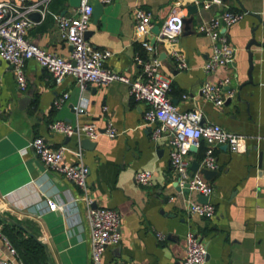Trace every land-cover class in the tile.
Returning <instances> with one entry per match:
<instances>
[{"label": "crops", "instance_id": "0c3cea01", "mask_svg": "<svg viewBox=\"0 0 264 264\" xmlns=\"http://www.w3.org/2000/svg\"><path fill=\"white\" fill-rule=\"evenodd\" d=\"M4 1L19 0H0ZM193 4L197 11L189 15ZM177 6L191 18L179 41L189 63L186 70L178 69L167 39L152 32L143 36L135 29L134 12L143 8L153 13L154 26L160 25L170 37L164 23ZM225 8L244 13L226 32L235 59L228 68L207 73L204 65L211 55V40L197 27ZM75 12L69 0L59 7L57 0H50L40 20L32 18L28 38L69 57L72 47L63 39L57 20L59 15ZM88 31L93 47L111 51L105 65L131 77L141 72L137 55L152 59L165 53L162 71L171 79L170 96L177 109L198 108L203 113L202 124L216 123L246 136V151L235 152L225 145L216 148L219 167L211 180L214 193L210 201L217 213L212 219L191 216L171 163L168 134L158 141L152 139L150 127L143 125L147 104L135 101L127 85H89L90 102L79 112L81 89L73 76L57 84L31 59L25 68L28 87L20 91L14 66L0 58V257L25 264L5 233L7 227L15 226L24 236L31 232L43 240L53 264H92L83 193L35 154L30 144L42 136L54 148L67 146L64 162L69 164L78 161L74 151L81 147L84 163L90 168L88 195L94 205L113 208L122 215L121 242L106 249L104 264H182L189 230L207 244V264H264V179L259 178L264 173V0H220L210 8L194 0H113L104 4L97 23L92 17ZM155 37L154 50H147L143 42L152 44ZM225 77L231 79L226 90L234 96L218 107L200 89L208 80ZM65 93H69L67 100L57 107L55 101ZM56 120L74 126L95 122L102 131L111 123L119 134L114 138L102 134L92 140V147L83 148L78 136L51 130ZM194 146L189 152L191 165L194 161L201 165L206 143ZM141 170L153 172L150 186L136 183L135 174ZM191 172L201 173L192 168ZM49 200L64 204L65 209L50 210ZM158 232L165 239H159ZM5 239L17 255L11 254ZM47 262L50 264L48 256Z\"/></svg>", "mask_w": 264, "mask_h": 264}, {"label": "built area", "instance_id": "2783aa9c", "mask_svg": "<svg viewBox=\"0 0 264 264\" xmlns=\"http://www.w3.org/2000/svg\"><path fill=\"white\" fill-rule=\"evenodd\" d=\"M50 0H19L0 2V58L14 66L17 85L20 91L28 87L26 63L36 60L53 77L57 84L71 75L81 89V106L79 112H84L85 106L90 102L88 96L89 85L104 86L112 83H122L128 86L130 95L135 101L144 102L147 108L144 113L143 125L150 127L151 137L158 141L168 134L170 144L171 163L176 178L185 194L187 212L191 216L212 219L217 213L215 205L209 200L207 203L199 201V194L211 197L214 186L202 173L191 172L189 152L191 146L198 145L200 141L206 143L205 156L200 168L217 170L219 167L216 148L227 145L235 152L246 151L247 138L242 134L228 131L216 123L202 124L203 113L198 108L181 112L177 109L171 96V79L162 71V60L158 57L147 59L139 55L135 57L141 72L137 77L119 73L105 65L112 55L111 51L97 49L86 38L92 17L93 6L90 0H81L74 15H59L58 29L72 47L69 57L57 51H51L39 46L28 38L30 28L34 21L31 14L40 12L45 14ZM109 4L113 0H99ZM210 8L220 0H194ZM135 29L140 35L147 36L154 27L153 13L147 9L138 8L134 12ZM244 17L243 12L223 9L218 15L203 20L197 30L211 40V55L204 65L207 73L216 72L220 68H228L235 59V48L229 43L227 29ZM186 13L177 6L167 16L164 27L165 33L161 39H167L172 47L171 54L179 70L189 68L184 50L180 47V36L185 30ZM143 46L154 50L150 41L143 42ZM230 77L216 81L208 80L201 86V94L216 106L222 107L226 101L234 96L233 91H227ZM69 93H65L55 101L60 107L67 100ZM188 97V95H184ZM0 105V116L2 115ZM54 132L69 137L78 136L79 139L89 138L96 140L100 135L106 134L111 138L119 133L110 123L105 131L91 122L83 126H74L65 120H56L50 125ZM39 159L49 168L60 172L66 179L73 182L81 191L86 205V219L90 227L91 263L104 264L103 256L106 249L121 242L122 215L119 211L104 206H95L93 199L88 195V178L90 168L84 163L83 149L80 147L74 153L78 161L74 164L64 162V154L68 150L66 145L54 148L42 136L34 138L30 144ZM259 178L264 179V173ZM153 172L141 170L135 174V181L141 186L152 184ZM52 211L64 210L65 205L53 200L48 201ZM0 235H2L0 229ZM159 239H165L163 233L158 232ZM13 255H17L16 248L5 239ZM15 259V258H14ZM11 258L0 257V264H15ZM208 246L203 237L193 230L186 234V255L182 264H207Z\"/></svg>", "mask_w": 264, "mask_h": 264}, {"label": "water", "instance_id": "95a60500", "mask_svg": "<svg viewBox=\"0 0 264 264\" xmlns=\"http://www.w3.org/2000/svg\"><path fill=\"white\" fill-rule=\"evenodd\" d=\"M90 3L92 4L93 6V17H94V20H95V23H97V21L99 20V18L101 17L102 13H103V10H104V4L101 3L99 0H90ZM69 4L72 6V7H79L80 4H81V0H69ZM190 8V12H189V15L194 11H197V5L193 4V5H190L189 6ZM31 18L35 19V20H40L41 18V13L40 12H34L31 14ZM191 21V18H185L184 22H185V29H186V24L189 23ZM152 33L155 34V36H161V37H164L165 34L164 32H162V28L160 25H155L152 29ZM89 34H90V31H87L86 33V38L88 39L89 38ZM157 44V39L155 37V39H153L152 41V45L153 46H156ZM165 56V53H162L161 56H160V59H162L163 57ZM81 145L83 148H90L92 147V140L89 139V138H84L81 140ZM227 146V145H225ZM195 149V146H191V150H194ZM191 168L194 170V171H200L208 180H212V178L214 177V175L216 174V170H211V169H206V168H200V163L198 161H194L191 165ZM197 198L199 199V201H202L204 203H207L209 200H210V197L209 196H205V195H202V194H199L197 196ZM3 219H6L10 222H12L13 224L15 225H18L19 227L25 229V227L16 222L15 220H13L12 218L6 216V215H2ZM29 234L34 237V239H36L40 244H42L44 247H45V251L47 253V256H48V259H49V263L50 264H53L52 263V260H51V257H50V254H49V250H48V247L46 245V243L41 240L40 238H38L36 235H34L33 233L29 232Z\"/></svg>", "mask_w": 264, "mask_h": 264}, {"label": "trees", "instance_id": "16d2710c", "mask_svg": "<svg viewBox=\"0 0 264 264\" xmlns=\"http://www.w3.org/2000/svg\"><path fill=\"white\" fill-rule=\"evenodd\" d=\"M64 1L57 0V7L61 6ZM52 7L54 8V4ZM5 233L18 249L25 264H48L44 246L33 237L24 236L22 230L15 226L7 227Z\"/></svg>", "mask_w": 264, "mask_h": 264}]
</instances>
